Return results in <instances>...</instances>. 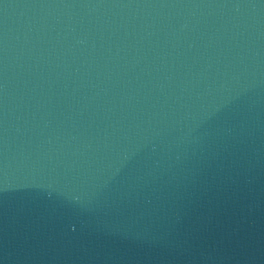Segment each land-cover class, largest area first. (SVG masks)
<instances>
[{"label": "water", "instance_id": "1", "mask_svg": "<svg viewBox=\"0 0 264 264\" xmlns=\"http://www.w3.org/2000/svg\"><path fill=\"white\" fill-rule=\"evenodd\" d=\"M0 264H264V0H0Z\"/></svg>", "mask_w": 264, "mask_h": 264}]
</instances>
